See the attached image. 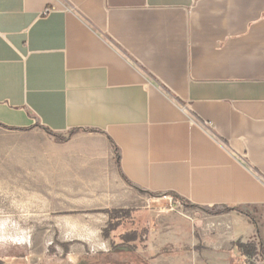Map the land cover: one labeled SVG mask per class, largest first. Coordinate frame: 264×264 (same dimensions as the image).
Listing matches in <instances>:
<instances>
[{
    "label": "crops",
    "instance_id": "1",
    "mask_svg": "<svg viewBox=\"0 0 264 264\" xmlns=\"http://www.w3.org/2000/svg\"><path fill=\"white\" fill-rule=\"evenodd\" d=\"M0 130L45 264H264V0H0Z\"/></svg>",
    "mask_w": 264,
    "mask_h": 264
},
{
    "label": "rangeland",
    "instance_id": "2",
    "mask_svg": "<svg viewBox=\"0 0 264 264\" xmlns=\"http://www.w3.org/2000/svg\"><path fill=\"white\" fill-rule=\"evenodd\" d=\"M40 134H14L0 130V151L7 150L9 145L18 142L36 140ZM35 193L0 192V261L7 256H16L18 259H28V264H45L47 251L56 243L55 240L45 238V225L34 206ZM39 194V193H37ZM167 215L170 218H184L181 208L169 207ZM52 242V246L48 244ZM98 264H138L134 256L124 253H114L108 256H94ZM253 263H264V256L252 257Z\"/></svg>",
    "mask_w": 264,
    "mask_h": 264
},
{
    "label": "trees",
    "instance_id": "3",
    "mask_svg": "<svg viewBox=\"0 0 264 264\" xmlns=\"http://www.w3.org/2000/svg\"><path fill=\"white\" fill-rule=\"evenodd\" d=\"M49 135H51L50 133H47ZM52 136V135H51ZM175 199V196H173ZM231 211H235L237 213L243 214L240 210L238 209H223L222 211L218 212L217 214H223V213H227V212H231Z\"/></svg>",
    "mask_w": 264,
    "mask_h": 264
},
{
    "label": "built area",
    "instance_id": "4",
    "mask_svg": "<svg viewBox=\"0 0 264 264\" xmlns=\"http://www.w3.org/2000/svg\"><path fill=\"white\" fill-rule=\"evenodd\" d=\"M164 198H165V197H164ZM169 198H171V199H174V197H173V196H171V197L169 196ZM175 198H176V197H175Z\"/></svg>",
    "mask_w": 264,
    "mask_h": 264
}]
</instances>
